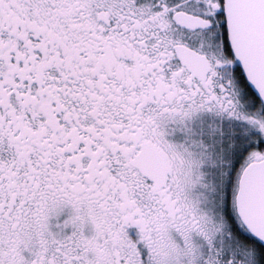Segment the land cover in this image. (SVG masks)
<instances>
[{
  "label": "snow or ice",
  "instance_id": "obj_1",
  "mask_svg": "<svg viewBox=\"0 0 264 264\" xmlns=\"http://www.w3.org/2000/svg\"><path fill=\"white\" fill-rule=\"evenodd\" d=\"M0 264H264V0H0Z\"/></svg>",
  "mask_w": 264,
  "mask_h": 264
}]
</instances>
